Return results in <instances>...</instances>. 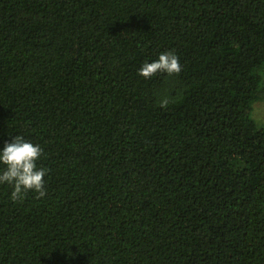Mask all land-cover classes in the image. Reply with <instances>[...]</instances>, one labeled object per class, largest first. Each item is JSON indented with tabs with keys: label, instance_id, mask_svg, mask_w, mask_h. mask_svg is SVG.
Masks as SVG:
<instances>
[{
	"label": "trees",
	"instance_id": "trees-1",
	"mask_svg": "<svg viewBox=\"0 0 264 264\" xmlns=\"http://www.w3.org/2000/svg\"><path fill=\"white\" fill-rule=\"evenodd\" d=\"M262 102L264 0H0V147L48 170L0 264H264Z\"/></svg>",
	"mask_w": 264,
	"mask_h": 264
},
{
	"label": "clouds",
	"instance_id": "clouds-1",
	"mask_svg": "<svg viewBox=\"0 0 264 264\" xmlns=\"http://www.w3.org/2000/svg\"><path fill=\"white\" fill-rule=\"evenodd\" d=\"M181 65L174 51H162L155 60L146 59L137 74L148 79L157 73L167 75L178 74ZM43 148L26 139L23 135H15L11 141H5L0 147V185H11L10 200H23L26 193L32 191L38 197H45V177L48 170L38 165Z\"/></svg>",
	"mask_w": 264,
	"mask_h": 264
},
{
	"label": "rangeland",
	"instance_id": "rangeland-1",
	"mask_svg": "<svg viewBox=\"0 0 264 264\" xmlns=\"http://www.w3.org/2000/svg\"><path fill=\"white\" fill-rule=\"evenodd\" d=\"M252 118L260 125H264V102L256 104L252 113Z\"/></svg>",
	"mask_w": 264,
	"mask_h": 264
}]
</instances>
